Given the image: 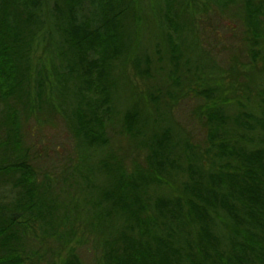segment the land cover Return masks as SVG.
Instances as JSON below:
<instances>
[{
	"label": "trees",
	"instance_id": "1",
	"mask_svg": "<svg viewBox=\"0 0 264 264\" xmlns=\"http://www.w3.org/2000/svg\"><path fill=\"white\" fill-rule=\"evenodd\" d=\"M231 1L198 0L220 10ZM235 1L247 16L244 43L259 45L264 0ZM137 3L0 0V264H45L43 245L68 246L77 233L79 248L61 264H264V91L258 105L237 111L240 103L214 81L215 68L188 61L201 88L195 96L203 97L196 114L207 131L202 150L170 124L160 89L127 94L111 71L117 60L148 78L137 58ZM145 3L176 69L186 48L195 52L194 41H181L188 42L199 5ZM172 81L175 102L182 90ZM48 112L78 155L60 179L62 193L38 171L40 155L26 140L43 120L55 127L43 118ZM115 129L133 150L107 148V131Z\"/></svg>",
	"mask_w": 264,
	"mask_h": 264
},
{
	"label": "rangeland",
	"instance_id": "2",
	"mask_svg": "<svg viewBox=\"0 0 264 264\" xmlns=\"http://www.w3.org/2000/svg\"><path fill=\"white\" fill-rule=\"evenodd\" d=\"M142 4L140 8L137 3L136 17L140 20L141 34L140 49L137 58L139 60V69L144 70L143 74L146 80H142L135 76V72L132 64L127 63L124 67L120 65V62L114 60L111 62V71L113 75H117L119 82L123 81V87L126 89L125 93H134L137 95L146 94L151 92L152 95H157V91L160 89V109L168 110L170 124H173L175 128L185 133L192 134V139L197 140L203 150L205 143L203 142L205 132H203V126H200L199 120L196 117L197 109L203 104V97L195 96V92L198 91L199 81L194 84L196 80L195 67H188L192 64V60L196 59L198 65L205 71L210 67L215 68V80L221 83V89L229 100L238 102L237 111L242 108L248 102L249 107L252 105L255 107L258 105L261 96L264 91V40L259 41L256 45H246L245 39L248 35V26L246 25V14L239 3L232 0L229 4L223 3L222 10L215 4H209L206 8L203 7L201 2L195 0L198 3V12L193 13L191 27L192 33L187 41L184 38L181 41V45L189 46L193 44L196 46L195 52L189 51L186 48V52L181 56V60L178 62L177 68L169 61L166 47L161 43L155 23L149 16L147 10V0H141ZM203 1V0H202ZM140 9V10H139ZM184 19L188 17L184 16ZM162 22V21H161ZM179 44V43H178ZM43 45L37 48V54H42L45 50ZM254 54V56L252 55ZM34 67L36 65L33 61ZM170 74L169 78L168 75ZM122 75V76H121ZM166 79H172L175 82L180 81V93L178 99L175 102H171L169 99H173L176 87L173 85L172 80L166 81ZM172 77V78H171ZM181 78V79H180ZM193 80V81H192ZM219 83V84H220ZM70 88L73 89V85L70 84ZM165 88H170L166 92L168 97L165 96ZM222 93V94H223ZM183 94V95H182ZM177 95V93H175ZM113 98V105L116 107L115 96ZM121 100H124V96L120 95ZM164 100V101H163ZM117 109V107H116ZM48 117L40 115L43 118H49L53 121L55 127L47 126L45 120L42 122V127L38 126L34 131H30L32 136L27 134L26 140L32 145V148L40 155V169L38 170L42 175L46 174L56 182V188L60 193L62 186L60 185V179L65 176L70 167H75L78 164V155L76 148L72 142L71 137L67 133V129L62 125L61 120L56 121L53 114L47 113ZM66 120L63 119V122ZM34 123L30 118L28 124ZM28 130V128H27ZM28 132V131H27ZM115 131H107L106 140L108 142V149H111L117 153H127L129 150H133V143L127 141L129 139L122 138L120 134ZM202 136V139L200 137ZM46 154L45 159L43 155ZM93 161V160H92ZM123 163H126L123 162ZM38 169L37 167H35ZM42 171V172H41ZM183 172L180 176V183L183 181ZM57 180V181H56ZM55 188V189H56ZM54 189V188H53ZM76 227L80 228L81 224H76ZM34 231V230H33ZM33 231L28 232L31 233ZM38 236V232H36ZM72 239L68 246L54 244L47 242L43 245L45 264H61V261L67 259L68 252L70 250L77 251L79 248L76 244L80 241V234ZM35 238L31 234L28 235V239ZM90 247V246H89ZM85 262V261H84Z\"/></svg>",
	"mask_w": 264,
	"mask_h": 264
}]
</instances>
